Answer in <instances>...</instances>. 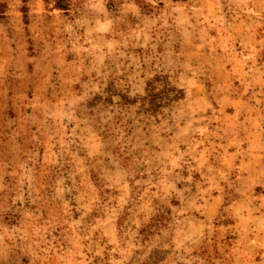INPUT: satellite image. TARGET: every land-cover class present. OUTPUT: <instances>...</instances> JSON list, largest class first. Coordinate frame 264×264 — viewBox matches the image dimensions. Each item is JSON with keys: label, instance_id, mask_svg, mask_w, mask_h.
<instances>
[{"label": "rangeland", "instance_id": "1", "mask_svg": "<svg viewBox=\"0 0 264 264\" xmlns=\"http://www.w3.org/2000/svg\"><path fill=\"white\" fill-rule=\"evenodd\" d=\"M0 264H264V0H0Z\"/></svg>", "mask_w": 264, "mask_h": 264}, {"label": "trees", "instance_id": "2", "mask_svg": "<svg viewBox=\"0 0 264 264\" xmlns=\"http://www.w3.org/2000/svg\"><path fill=\"white\" fill-rule=\"evenodd\" d=\"M48 2V0H45ZM53 8L67 12L69 10V0H53Z\"/></svg>", "mask_w": 264, "mask_h": 264}]
</instances>
